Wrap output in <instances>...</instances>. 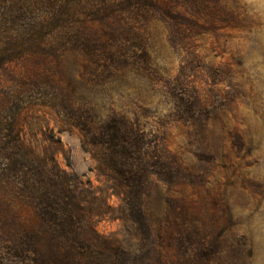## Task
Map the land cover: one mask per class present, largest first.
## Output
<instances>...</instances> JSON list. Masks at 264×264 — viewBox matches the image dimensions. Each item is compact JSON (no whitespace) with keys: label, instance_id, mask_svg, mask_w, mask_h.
I'll return each instance as SVG.
<instances>
[{"label":"rangeland","instance_id":"rangeland-1","mask_svg":"<svg viewBox=\"0 0 264 264\" xmlns=\"http://www.w3.org/2000/svg\"><path fill=\"white\" fill-rule=\"evenodd\" d=\"M80 1L72 27L90 22L116 53L100 44L51 53L54 83L38 75L41 59L5 64L0 99L15 109L21 143L63 171L92 228L134 253L119 183L99 167L76 123L113 113L138 120L181 166L178 181L151 177L142 195L154 240L198 226L220 251L207 264H264V0H191L187 19L175 12L140 18L133 7L98 17L100 0ZM197 97L203 107L189 111ZM32 212L20 189L0 180V228L14 230Z\"/></svg>","mask_w":264,"mask_h":264},{"label":"trees","instance_id":"trees-1","mask_svg":"<svg viewBox=\"0 0 264 264\" xmlns=\"http://www.w3.org/2000/svg\"><path fill=\"white\" fill-rule=\"evenodd\" d=\"M79 2L0 0V69L9 62L41 59L37 61L46 68H39L40 63L38 75L54 83L55 75L48 66L51 53L66 51L69 45L96 50L98 44L104 53H116L110 42L94 37L97 32H90L95 28L90 22L80 29L72 27L70 23L79 17ZM166 2L100 0L103 11L95 13L101 17L110 9L133 7L140 18L147 14L167 17L172 12L191 18V0H182L184 7L180 9ZM92 6L93 13L98 6ZM107 32L112 41V31ZM118 49L122 52V45ZM63 57V53L55 56L57 60ZM1 100L0 180L16 185L33 212L28 218L18 219L14 230L7 225L0 228V264H207L220 252L217 243L207 240L198 226L177 235L165 232L161 239L157 237L158 243L154 240L152 225L142 212V195L151 177L169 183L178 181L181 166L167 145L146 133L138 120L113 113L104 121L76 123L94 150L99 167L119 183L121 220L138 240V249L130 253L91 227L66 175L53 160L46 163L37 159L21 143L13 108L5 107ZM203 105L197 97L187 108L194 111Z\"/></svg>","mask_w":264,"mask_h":264}]
</instances>
